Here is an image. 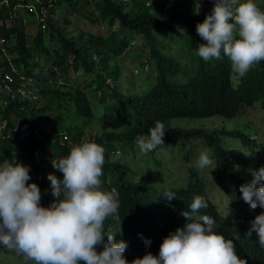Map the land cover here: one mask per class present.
<instances>
[{
  "label": "trees",
  "instance_id": "trees-1",
  "mask_svg": "<svg viewBox=\"0 0 264 264\" xmlns=\"http://www.w3.org/2000/svg\"><path fill=\"white\" fill-rule=\"evenodd\" d=\"M29 2L40 17L30 29V17L37 13ZM18 3L22 6L15 7ZM214 6L215 0H0V39L20 72L41 88L38 99L23 97L18 80L2 81L10 68L0 62V163L13 156L16 162L26 160L28 183L39 185L47 207L54 199L47 178L54 174L52 161L83 142L105 146L103 187L115 188L120 204L106 221L105 234L127 242L129 262L149 252L159 255L153 236L181 227L177 201L199 192L209 198L212 176L227 194L236 195V205L241 185L251 183L249 172L237 163L243 153L235 145L248 132L232 120L251 108L263 113L256 106L264 105V61L240 76L226 56L206 62L197 55L206 43L197 24ZM74 14L89 21L94 33L74 26ZM131 60L139 65L126 68ZM178 118L193 125L181 128ZM64 121L70 126L57 131ZM157 121L165 126L164 145L144 154L136 139L147 136ZM211 121L214 126H207ZM205 150L215 163L213 174L196 166ZM166 190L176 198H164ZM218 230L243 234L239 251L264 264V249L233 216H222ZM3 250L16 255L0 245Z\"/></svg>",
  "mask_w": 264,
  "mask_h": 264
},
{
  "label": "clouds",
  "instance_id": "clouds-1",
  "mask_svg": "<svg viewBox=\"0 0 264 264\" xmlns=\"http://www.w3.org/2000/svg\"><path fill=\"white\" fill-rule=\"evenodd\" d=\"M260 1L215 0L211 13L196 27L206 42L199 45L197 55L206 62L226 56L240 76L264 61V10L256 4ZM5 47L8 56L0 53V62L9 66V57L14 63L16 72L10 66L9 72L20 83L18 91L25 98L38 99L41 88L20 72L6 43ZM1 79L6 83L4 73ZM256 107L264 117V105ZM258 127L260 139L246 133L237 146L243 153L242 161L237 163L249 172L251 180L237 192L240 205L235 204L234 194L228 208H222L217 193L227 192L212 176L209 182H214V191L209 198L199 192L194 199L190 196L186 201H177L181 227L153 236L155 246H160L158 256L149 252L129 262L124 255L127 242L117 243L115 234H105L106 221L120 207L119 193L115 188L103 187L106 148L96 142L73 145L67 156L52 161L54 174L47 178L54 199L47 207L42 206L39 185L28 183L30 166L16 162L15 157L0 163V245L21 256L24 264H256L239 251L237 244L243 234H226L218 228L220 218L231 215L248 230L246 236L254 235L259 248L264 249V128ZM165 133L164 124L157 121L147 136L137 137L136 144L147 154L163 147ZM249 141L254 145H248ZM176 147L178 151L183 149L179 141ZM196 166L210 168V172L216 168L210 151L200 153ZM56 170L63 174L62 179L56 176ZM163 197L171 201L176 195L166 190ZM150 240L145 239V244L150 245ZM100 247L102 251L97 250Z\"/></svg>",
  "mask_w": 264,
  "mask_h": 264
},
{
  "label": "rangeland",
  "instance_id": "rangeland-1",
  "mask_svg": "<svg viewBox=\"0 0 264 264\" xmlns=\"http://www.w3.org/2000/svg\"><path fill=\"white\" fill-rule=\"evenodd\" d=\"M36 21H37V17H35V18L30 17V22H29L28 29H30L31 26H35ZM71 21H72V24L74 26H76L77 28L94 33V26H92L90 24V22L87 21L86 19H84L81 15H77V14L72 15ZM31 24H34V25H31ZM34 29L32 30L33 31L32 35L35 34L36 31H37V29L36 30H34ZM10 43L14 44L15 41L12 40ZM137 65H139V63L137 61L131 60V61L126 63V68H134ZM176 120H178L177 125H179L181 127L185 126V128L186 127L189 128V127H191L193 125L192 121H190L189 119L178 118ZM232 121L234 122L233 126L239 127L241 129H243L244 131H247L248 134H251V133L252 134H256V137L258 139H260V137L262 136L261 129L258 126H262L264 128V117L257 110L251 108V109L248 110V112H246L245 114H242L241 116H238L237 118L233 119ZM206 124H207V126H214V122L213 121L207 122ZM69 126H70V123L64 121L61 124L56 126V130L57 131H61L63 128H67ZM88 129H89V132H92V130L89 127H88ZM241 144H242L241 143V139H239V140H237L235 142L236 146H239ZM248 145L253 146L254 142L253 141H249ZM12 159L13 158H11L10 160H12ZM22 163L24 165H28L29 166V164H28V162L26 160H24ZM183 166L184 165L181 164L180 168H182L183 171H184V167ZM208 171L210 172V169H208ZM207 174H209V173H207ZM184 175H185V172L182 174V176H184ZM210 180L211 179L209 178L208 182ZM217 195H218L219 200H220V202L222 204V208L223 209H227L231 198L234 197V194L233 195H229V194H223L222 192H218ZM0 254H1L0 255V264H24L23 258L21 256L18 257L16 255H13L10 252H6L5 250H3ZM29 264H30V262H29Z\"/></svg>",
  "mask_w": 264,
  "mask_h": 264
},
{
  "label": "built area",
  "instance_id": "built-area-1",
  "mask_svg": "<svg viewBox=\"0 0 264 264\" xmlns=\"http://www.w3.org/2000/svg\"><path fill=\"white\" fill-rule=\"evenodd\" d=\"M5 2L8 3L7 0H5ZM26 5H27V7H29L30 10L35 11L37 13V15H39L38 14V8H37L36 4L28 3ZM18 6H22V5L19 4ZM42 12L45 15L47 13V10L45 8H42ZM41 18L44 19L43 17H41ZM5 43H6L5 39L1 38L0 39V53H3L4 56H8V53H7L6 47H5ZM7 61H8L9 66L11 67L12 71L16 72V68H15L14 63L12 62V60L8 57ZM4 81H6V83H7V81H10V82L14 81L13 75L10 74L9 71L4 73Z\"/></svg>",
  "mask_w": 264,
  "mask_h": 264
}]
</instances>
